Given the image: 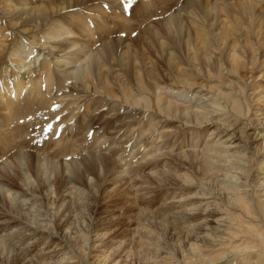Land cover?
<instances>
[{
	"label": "bare ground",
	"instance_id": "bare-ground-1",
	"mask_svg": "<svg viewBox=\"0 0 264 264\" xmlns=\"http://www.w3.org/2000/svg\"><path fill=\"white\" fill-rule=\"evenodd\" d=\"M0 264H264V0H0Z\"/></svg>",
	"mask_w": 264,
	"mask_h": 264
},
{
	"label": "rangeland",
	"instance_id": "rangeland-1",
	"mask_svg": "<svg viewBox=\"0 0 264 264\" xmlns=\"http://www.w3.org/2000/svg\"><path fill=\"white\" fill-rule=\"evenodd\" d=\"M22 92V91H21ZM149 164V163H148ZM140 173V172H139ZM145 173H148V171L147 172H143L141 175H139V177H141V176H145ZM106 195V196H105ZM105 195H103V197H102V199H101V204H102V208H103V206L105 205L106 207H107V209H108V207L110 206V208H115V209H111V212L113 213L114 212V214H112L114 217H115V221H116V223H114L115 225L113 226V228L110 230L111 232H112V230L113 231H115L116 230V232H117V234L118 233H120V234H118V235H116V232H113L112 234H113V236L110 234V236L111 237H109L108 236V238L107 239H109L110 240V238H113V237H115V235L116 236H122V232H123V235L125 234V230H126V222H125V219H126V216H127V218L131 215V213H132V211H133V209H132V206H130L131 204L130 203H128V202H125V201H122V200H120L117 196H115L116 194H114V193H106ZM112 195V196H111ZM105 196V197H104ZM108 196V197H107ZM115 197V198H114ZM103 198H104V200H103ZM100 199V198H99ZM98 199V200H99ZM107 199L109 200V201H107ZM117 199V200H116ZM141 200V198H138V201H140ZM104 201V202H103ZM128 204V205H127ZM114 205H116V206H114ZM104 206V207H105ZM122 206H123V208H122ZM127 206H129V207H127ZM100 207V206H99ZM99 207H97V209L95 210V207H92V210H89L88 211V213H89V216L90 215H93V213L95 212V214H97L98 213V210H99ZM130 207H131V209H130ZM101 208V209H102ZM128 208V209H127ZM120 209V210H119ZM121 209H123V210H121ZM95 210V211H94ZM130 210V211H129ZM96 211H97V213H96ZM121 211H122V215L123 214H125V215H121L120 213H121ZM129 212V213H128ZM127 213V214H126ZM117 215V216H116ZM121 215V216H120ZM119 217V218H118ZM119 219V221H117V219ZM123 218V219H122ZM114 221V222H115ZM122 221H124V222H122ZM117 222H118V224H117ZM121 222V223H120ZM120 224H122L121 226H120ZM125 225V226H124ZM117 228V229H116ZM121 229H123L122 230V232H120L121 231ZM118 230H119V232H118ZM109 231V232H110ZM125 231V232H124ZM110 232V233H111ZM115 233V234H114ZM108 240V241H109Z\"/></svg>",
	"mask_w": 264,
	"mask_h": 264
},
{
	"label": "snow or ice",
	"instance_id": "snow-or-ice-1",
	"mask_svg": "<svg viewBox=\"0 0 264 264\" xmlns=\"http://www.w3.org/2000/svg\"><path fill=\"white\" fill-rule=\"evenodd\" d=\"M130 2L131 0H125V5L127 6Z\"/></svg>",
	"mask_w": 264,
	"mask_h": 264
}]
</instances>
